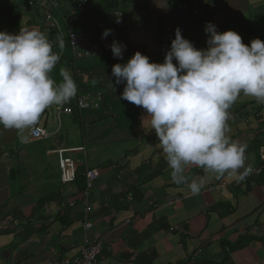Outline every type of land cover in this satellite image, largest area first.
<instances>
[{
  "label": "crops",
  "instance_id": "0c3cea01",
  "mask_svg": "<svg viewBox=\"0 0 264 264\" xmlns=\"http://www.w3.org/2000/svg\"><path fill=\"white\" fill-rule=\"evenodd\" d=\"M89 8L92 15L78 25L85 41L120 40L123 57L71 61L78 90L66 105L82 92H101L104 102L95 112L61 114L66 123L60 119L55 136L23 143L16 129L0 125V264H60L78 255L85 241L101 243L97 264H264V180L234 190L217 186L234 175L217 179L193 165L185 174L207 178L201 192L175 184L146 110L121 99L125 85L112 75L113 65L137 51L163 63L171 46L162 39L177 28L197 49L207 48L208 22L221 33L236 31L246 45L264 41V0H90ZM115 10L122 11L119 23ZM7 19L8 33L27 27L49 36L42 14L26 0H11ZM106 29L111 34L102 39ZM62 68L57 63L52 71L57 83ZM229 111V135L247 145L245 167L259 164L264 103L241 94ZM58 123L57 110L47 108L37 124L55 130ZM78 147L83 150L67 153L78 163L77 175L99 172L90 198L94 226L87 233L84 187L80 180L62 181L57 152Z\"/></svg>",
  "mask_w": 264,
  "mask_h": 264
},
{
  "label": "clouds",
  "instance_id": "9594fccd",
  "mask_svg": "<svg viewBox=\"0 0 264 264\" xmlns=\"http://www.w3.org/2000/svg\"><path fill=\"white\" fill-rule=\"evenodd\" d=\"M111 31L104 30L102 39ZM205 32L210 34L206 49H197L177 28L163 63L150 62L137 51L127 63L112 66L115 83L125 85L121 99L146 110L172 181L188 184L193 195L207 178L189 180V166L217 179L227 173L239 181L250 174L247 145L229 135V110L241 94L264 103V41L254 38L246 45L236 31L218 32L211 22ZM56 40L63 50V37ZM110 48L115 57H123V45L113 41ZM59 60L38 28L0 31V125L16 129L22 142L28 139L24 130L35 126L47 108L62 106L77 94L70 70H60L59 83L50 75Z\"/></svg>",
  "mask_w": 264,
  "mask_h": 264
},
{
  "label": "built area",
  "instance_id": "2783aa9c",
  "mask_svg": "<svg viewBox=\"0 0 264 264\" xmlns=\"http://www.w3.org/2000/svg\"><path fill=\"white\" fill-rule=\"evenodd\" d=\"M89 0H77L74 5L62 10L61 2L59 0H26L27 6L38 10L44 19V25L49 33V39L53 43V49L59 47L56 37L62 36L65 42L63 50H59L60 58L64 55L66 49L71 50L72 56L75 59H88L100 57L109 53H112L110 45L117 39H106L100 41L87 42L85 41L83 34L78 29V25L86 17L92 15V10L88 9ZM190 11L187 5L184 6L183 13L187 15ZM196 13V11H194ZM114 19L119 22L122 19V14L119 10H115ZM175 39V32L171 35L163 38V42L171 46L172 40ZM104 102V96L101 92L97 93H80L75 98L74 107L79 111H98ZM74 107L66 104L57 106V114L59 118L58 127L55 130H51L44 125H35L30 128L28 132V139L24 141L33 142L40 140H47L55 136L60 130V116L61 114H71L74 111ZM83 147L78 148H60L57 152L59 154V167L61 179L64 183H74L77 176V161L68 152L81 151ZM260 155L262 161L254 166H251V172L243 180L234 179L232 181L222 180L217 186H229L234 190L241 189L247 184H254L257 181L264 180V147L260 148ZM84 189L81 191L80 201L84 204L85 211L83 215L82 226L87 233L90 231L94 224L91 220V212L93 205L91 203V191L94 187L95 181L99 176L97 169H87L84 173ZM175 199H171L169 203L175 202ZM76 201L69 202V205L73 206ZM102 251L100 242H88L85 241L80 249L78 255L71 258H64L60 264H97L98 257Z\"/></svg>",
  "mask_w": 264,
  "mask_h": 264
},
{
  "label": "rangeland",
  "instance_id": "374dc122",
  "mask_svg": "<svg viewBox=\"0 0 264 264\" xmlns=\"http://www.w3.org/2000/svg\"><path fill=\"white\" fill-rule=\"evenodd\" d=\"M11 0H1L0 1V31H7L6 28H7V18H8V3L10 2ZM14 1H17V0H14ZM19 2L22 1V0H18ZM90 1V0H89ZM96 2V0H94ZM59 2H61V6L63 7V9L65 8H69L71 6V0H59ZM74 5V2L72 3ZM92 10L94 11V8H92ZM122 12V11H121ZM51 76H55V73H51L50 74ZM55 108V105H52L49 107V111L52 112L55 111L56 113V110L54 109ZM52 115V114H51ZM64 117V116H63ZM60 119H63L60 117ZM57 120V119H56ZM54 118L51 116L50 117V123L51 124H54L53 123ZM61 121H64V124L66 123L65 122V119L61 120ZM30 129H25L24 130V135L27 136L28 135V132H29ZM49 142V141H48ZM53 161L56 162V158L52 157Z\"/></svg>",
  "mask_w": 264,
  "mask_h": 264
},
{
  "label": "trees",
  "instance_id": "16d2710c",
  "mask_svg": "<svg viewBox=\"0 0 264 264\" xmlns=\"http://www.w3.org/2000/svg\"><path fill=\"white\" fill-rule=\"evenodd\" d=\"M10 24H11V21H10ZM59 50H60L59 47H56V48L53 49V51H54V52H57L58 54H59ZM73 60H74V61H80V60H83V59H75V58L72 56L71 50L66 49L64 55L60 58V60H59V62H58V66H63V68H66V69L71 68V61H73ZM82 93H83V92H82ZM70 104L72 105V107H74V105H73L74 102H72V103H70ZM75 111L78 112V110L74 107V111H73V113H74ZM79 180H80V181H79ZM77 181H79V184H78ZM75 182H77V184L81 186V189L84 187V177L81 178V176L77 175V176H76V181H75ZM79 189H80V188H79ZM81 189H80V190H81Z\"/></svg>",
  "mask_w": 264,
  "mask_h": 264
}]
</instances>
